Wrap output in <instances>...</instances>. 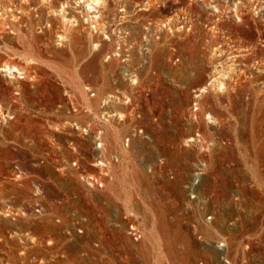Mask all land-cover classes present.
<instances>
[{"label": "rangeland", "instance_id": "rangeland-1", "mask_svg": "<svg viewBox=\"0 0 264 264\" xmlns=\"http://www.w3.org/2000/svg\"><path fill=\"white\" fill-rule=\"evenodd\" d=\"M48 1L0 0V264H264V0Z\"/></svg>", "mask_w": 264, "mask_h": 264}, {"label": "bare ground", "instance_id": "bare-ground-1", "mask_svg": "<svg viewBox=\"0 0 264 264\" xmlns=\"http://www.w3.org/2000/svg\"><path fill=\"white\" fill-rule=\"evenodd\" d=\"M45 1H46L47 4H49V1H48V0H45ZM100 1H101V0H89V2L87 3V6H88L89 9H96V7L99 6ZM64 7H65V6H64ZM2 8H4V7H2ZM9 10H10V9H9ZM9 10H7L6 13H0V16H2V15L4 14V19H5L7 16H11V17H10V20H11V19H15L16 16L14 17V15L11 14V13L9 12ZM52 12H53V11H52ZM58 12H59V11H58ZM62 12H63V11H62ZM54 13H55V11H54ZM60 13H61V12H60ZM92 17L95 19V18L98 17V15H93ZM62 18H63L64 20H66V18L64 17V15H62ZM11 22H14V20H12ZM60 37H63V36L61 35ZM2 66H3V68H4V71H14V70H15V71H18V70H19V68H17L16 64H15V63H12V62H7V61H5V62H3ZM220 86H221V84H220ZM0 111L2 112L1 107H0Z\"/></svg>", "mask_w": 264, "mask_h": 264}, {"label": "built area", "instance_id": "built-area-1", "mask_svg": "<svg viewBox=\"0 0 264 264\" xmlns=\"http://www.w3.org/2000/svg\"><path fill=\"white\" fill-rule=\"evenodd\" d=\"M85 180L88 182V184L92 187H102L103 182L99 180L96 176L94 175H85L84 176ZM129 233L132 235V237L137 240L140 235L138 234V230L134 225H129Z\"/></svg>", "mask_w": 264, "mask_h": 264}]
</instances>
